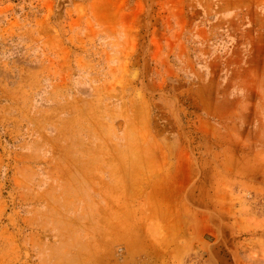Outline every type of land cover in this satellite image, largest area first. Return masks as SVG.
<instances>
[{"label": "rangeland", "instance_id": "1", "mask_svg": "<svg viewBox=\"0 0 264 264\" xmlns=\"http://www.w3.org/2000/svg\"><path fill=\"white\" fill-rule=\"evenodd\" d=\"M0 264H264V0H0Z\"/></svg>", "mask_w": 264, "mask_h": 264}]
</instances>
